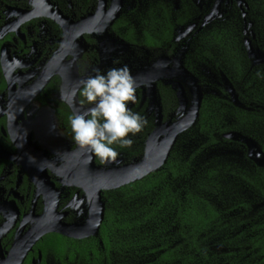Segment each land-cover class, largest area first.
I'll list each match as a JSON object with an SVG mask.
<instances>
[{
	"label": "flooded vegetation",
	"instance_id": "1",
	"mask_svg": "<svg viewBox=\"0 0 264 264\" xmlns=\"http://www.w3.org/2000/svg\"><path fill=\"white\" fill-rule=\"evenodd\" d=\"M125 65L137 83L129 107L146 123L129 134L131 147L113 145L119 155L101 163L79 150L68 118L89 107L77 91L81 80ZM242 76L250 77L243 88ZM254 76L264 78V0H0V154L8 157H0V264H109L102 235L109 200L142 180L112 189V174L144 160L149 143L163 148L200 97L197 121L178 135L168 159L179 150L188 159L209 95L222 99L207 104L217 118L229 105L230 116L264 114L232 97L256 88ZM222 136H241L251 162L264 165L246 137L264 136V117L246 133ZM242 160L235 168L249 172L252 164ZM220 197L223 209L227 197Z\"/></svg>",
	"mask_w": 264,
	"mask_h": 264
},
{
	"label": "trees",
	"instance_id": "2",
	"mask_svg": "<svg viewBox=\"0 0 264 264\" xmlns=\"http://www.w3.org/2000/svg\"><path fill=\"white\" fill-rule=\"evenodd\" d=\"M242 77L243 88L250 77ZM263 80L254 76L250 86L255 82L256 88L236 91L238 99L264 107V96L258 90ZM208 97L198 123L201 136L189 138L188 159L182 150L175 151L162 169L124 187L109 200L102 225L109 264H264V165L251 162L241 136L237 140L222 136L246 133L250 123L262 120L264 114L250 115L238 109L230 116L229 105L217 118L207 104L222 99ZM230 117H236V122ZM246 137L253 138L264 154V136ZM226 150L242 151V161L251 163L252 169L224 166L220 176L215 155L228 156ZM203 174L214 183L218 178L235 179L251 194L250 199L225 201L223 209L218 208L201 189Z\"/></svg>",
	"mask_w": 264,
	"mask_h": 264
},
{
	"label": "clouds",
	"instance_id": "3",
	"mask_svg": "<svg viewBox=\"0 0 264 264\" xmlns=\"http://www.w3.org/2000/svg\"><path fill=\"white\" fill-rule=\"evenodd\" d=\"M94 73L81 80L77 89L89 107L73 112L68 120L76 145L108 163L119 155L113 145L131 147L129 134L140 132L146 121L129 107L136 101L137 83L126 65Z\"/></svg>",
	"mask_w": 264,
	"mask_h": 264
},
{
	"label": "water",
	"instance_id": "4",
	"mask_svg": "<svg viewBox=\"0 0 264 264\" xmlns=\"http://www.w3.org/2000/svg\"><path fill=\"white\" fill-rule=\"evenodd\" d=\"M231 93H232V97H234L233 98L234 101L235 102L239 101L237 94L234 91H231ZM179 99L183 101V97H181L180 94H179ZM201 101L202 98L200 97L195 104L193 103L194 110L191 115V118H185V119L183 118L176 124V127L174 129L175 131L174 136L167 137V140H165L164 142L163 148L159 149V147L155 146V144L149 143L147 146V153L144 160L132 164L129 168L126 167V168H122V170H118L120 171V173L118 172L116 174H112L115 178V182H110L111 184L110 188L115 189L122 187L124 185L133 183L137 180H141L146 176L150 175L151 173L158 171L166 163L168 156L170 155V151L172 150L173 146L177 141L178 135L183 131L187 130L188 128L192 127L197 121V118L199 117ZM253 145L257 148L256 144L253 143ZM80 149L81 148L79 147V150ZM0 157L8 158L6 155L3 154H0ZM104 211L105 210L102 209V211L96 215V219L98 220L97 221L98 227L102 224V221L104 219ZM40 223L44 224L43 217H41ZM49 231L50 229H47V232ZM42 235H43V231H42Z\"/></svg>",
	"mask_w": 264,
	"mask_h": 264
},
{
	"label": "rangeland",
	"instance_id": "5",
	"mask_svg": "<svg viewBox=\"0 0 264 264\" xmlns=\"http://www.w3.org/2000/svg\"><path fill=\"white\" fill-rule=\"evenodd\" d=\"M209 46L210 45L208 44V47ZM227 65H228V68L232 70V72L230 73V76L238 80L241 77V75L239 73L236 74V72L238 71L234 69L232 64H229L228 62ZM261 95L264 96V84L262 86ZM226 151L228 152L227 153L228 156H225L221 154L220 152H217L216 153L217 155H215L217 156L216 158H218V161L221 160L220 162H222L219 165L220 167L234 165L237 162H240L241 160L240 158L243 157L239 151L238 152H229L228 150ZM237 166L239 165L237 164ZM215 169L216 167H213V170ZM206 175L202 176L203 179L201 180V185L203 187L201 189L203 190L205 196L213 200V202H215L216 204L219 203V201H221L220 200L221 194H225V196L227 197V201H230V200L236 201L241 198L250 199L251 194L249 192H246L243 186L239 185V183L235 179L233 180L232 178H227V179L218 178V179H215V181L217 182L214 183V180L213 179L211 180L210 177L207 175L209 177V183H207Z\"/></svg>",
	"mask_w": 264,
	"mask_h": 264
}]
</instances>
